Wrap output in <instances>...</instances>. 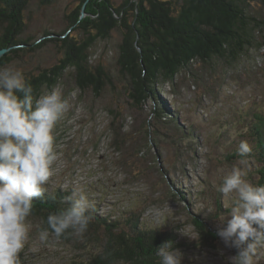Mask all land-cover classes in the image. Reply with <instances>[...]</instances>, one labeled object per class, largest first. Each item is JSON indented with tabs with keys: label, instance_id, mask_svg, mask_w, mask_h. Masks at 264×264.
<instances>
[{
	"label": "rangeland",
	"instance_id": "rangeland-1",
	"mask_svg": "<svg viewBox=\"0 0 264 264\" xmlns=\"http://www.w3.org/2000/svg\"><path fill=\"white\" fill-rule=\"evenodd\" d=\"M79 1L58 0L47 7L33 1L24 14V37L59 33ZM164 1L176 6L182 2ZM112 3L116 7L121 0ZM247 3L249 15L264 23L262 0ZM84 7L82 20L90 16ZM69 36L84 37L77 31ZM254 36L252 47L235 63L194 62L191 71H181L142 106L130 98L129 79L118 64L121 32L114 30L107 40H97L89 50L91 70L103 67L110 82L97 96L92 89L80 90L73 69L64 73L56 88L67 110L53 129L56 160L46 192L71 195L74 189H83L98 214L122 223L135 215L151 228L174 230L183 244L181 264H231L235 249L226 247L221 238L214 247L201 244L192 220L200 215L217 232L222 226L219 219L225 216V225L230 219V197L218 187L240 160L233 156L240 141L251 145L246 132L250 116L264 112V35L257 29ZM61 57V50L49 45L11 65L23 73H36ZM155 112L160 120L153 117ZM247 166L254 183L255 162L248 158ZM28 222L32 228L18 254L21 264L85 263L90 258L89 250L54 237L41 244V223L35 218ZM103 239L98 232L90 244L99 248ZM259 264H264V249Z\"/></svg>",
	"mask_w": 264,
	"mask_h": 264
},
{
	"label": "trees",
	"instance_id": "trees-1",
	"mask_svg": "<svg viewBox=\"0 0 264 264\" xmlns=\"http://www.w3.org/2000/svg\"><path fill=\"white\" fill-rule=\"evenodd\" d=\"M33 1L47 7L58 0H0V51L7 50L0 58V68L49 45L60 49L62 57L55 65L23 73L33 88L34 99L43 89L56 88L68 69L75 71L80 90L92 89L99 96L110 78L103 67L91 70L89 50L97 40L110 38L114 30L122 35L118 64L129 79L130 98L136 106L155 99L163 84L173 83L181 71H191L194 62L235 63L252 47L255 30L264 35V23L249 15L247 0H182L178 6L164 0H121L116 7L112 0H80L59 33L44 31L39 38L24 37V14ZM84 5V12L90 16L82 20ZM72 31L84 37L69 36ZM153 117L161 119L157 112ZM246 132L252 146L248 158L256 165L254 183L264 184V112L250 116ZM233 156L240 159L236 152ZM69 195L46 192L34 202L28 219L42 223L50 211L68 205L64 197ZM91 212L93 219L83 240L75 236L60 239L90 251L85 263L70 264H159L156 252L163 243L169 241L177 249L183 246L174 230L151 228L135 215L122 223L98 214L96 208ZM192 222L200 243L214 247L220 238L217 232L200 215ZM98 232L104 239L99 248L92 247L90 239Z\"/></svg>",
	"mask_w": 264,
	"mask_h": 264
},
{
	"label": "clouds",
	"instance_id": "clouds-1",
	"mask_svg": "<svg viewBox=\"0 0 264 264\" xmlns=\"http://www.w3.org/2000/svg\"><path fill=\"white\" fill-rule=\"evenodd\" d=\"M67 110L62 92L53 88L33 97V88L15 66L0 68V264H21L19 253L29 240L34 202L45 196V185L56 160L53 129ZM252 146L241 140L237 165L222 177L218 191L230 197V211L219 221L217 235L226 247L237 250L231 264H259L264 249V184L249 180ZM68 205L47 214L38 227V239L47 244L75 236L83 240L93 219V208L83 189H74ZM158 216L159 214L156 213ZM159 264H181L183 254L173 243L156 252Z\"/></svg>",
	"mask_w": 264,
	"mask_h": 264
},
{
	"label": "water",
	"instance_id": "water-1",
	"mask_svg": "<svg viewBox=\"0 0 264 264\" xmlns=\"http://www.w3.org/2000/svg\"><path fill=\"white\" fill-rule=\"evenodd\" d=\"M7 52V50L0 51V58Z\"/></svg>",
	"mask_w": 264,
	"mask_h": 264
}]
</instances>
